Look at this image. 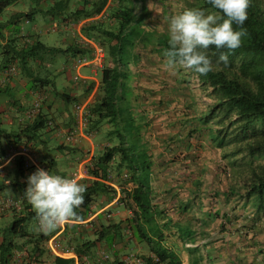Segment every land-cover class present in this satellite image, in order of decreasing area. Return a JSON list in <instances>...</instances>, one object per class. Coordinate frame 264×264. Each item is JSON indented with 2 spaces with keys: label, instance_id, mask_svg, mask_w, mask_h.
I'll list each match as a JSON object with an SVG mask.
<instances>
[{
  "label": "trees",
  "instance_id": "obj_1",
  "mask_svg": "<svg viewBox=\"0 0 264 264\" xmlns=\"http://www.w3.org/2000/svg\"><path fill=\"white\" fill-rule=\"evenodd\" d=\"M17 1L0 0V15ZM157 1L163 7L162 21L158 23L153 21L149 7L150 2ZM48 5L51 14L65 13L67 20L74 23L105 11L106 17L102 21L82 28L105 47V60L99 83L90 82L83 94L88 99L95 91L87 106L84 131L98 136L102 148L88 167L94 180L83 182L87 191L84 203L76 211L85 221L93 212L92 207L107 195L113 196L111 199L119 196L118 201L130 214L125 219L102 224V232L96 234V239L85 238L77 243L73 254L78 256L79 264L87 263L82 261L83 257L95 255L96 243H106L111 251L114 250L116 237L123 239L128 235L146 249L137 253L139 261L131 264H185L165 242L170 236L178 234L185 249V243L196 241L202 229H205L204 237L208 229L209 237L213 236L206 247L219 250L229 246L226 236L231 232L224 221L228 220L229 224L232 221L229 214L218 212L216 207L222 202L228 205L232 198L237 207L239 202L244 201L245 207L252 212L249 217L252 229L260 228V221L264 219V0H250L247 20L243 25L247 36L243 38L241 47L229 55L227 67L220 64L207 75L182 68L176 70L188 91L190 81L197 79L211 103H204L205 108L201 110L194 92L189 91L190 103L185 100L179 102L184 105L180 114L186 117L170 124L174 127L169 128L170 132H155V128L146 122L145 114L151 115L153 108L158 106H146L144 93L159 90L142 83L138 67L144 57L165 63L169 15L190 8L206 12L219 10L214 9L208 0H57ZM233 27L237 28L235 24ZM71 49L82 57L92 54L83 45ZM207 51L216 65L219 51L226 52L227 49L218 51L212 46ZM36 52L35 47L21 51L18 58L26 64ZM21 65L19 63V69ZM65 101L72 104L68 96H65ZM171 102L173 100L162 99L160 104L162 107L165 105L168 111ZM189 110H193L195 116L192 117ZM23 123V128L15 136L16 142L40 146V162L44 169L68 178L45 142L46 133H54L61 126L42 109L36 117ZM203 132H207L211 146L219 150L221 160L226 161L223 166L216 165L218 169L213 178L216 182L211 186L206 179L208 162L198 154V148L194 150L191 142L194 135ZM60 149H63L62 146ZM155 158L159 161L156 165ZM20 163L19 171L25 175L24 169H27L23 161ZM158 169L166 179L163 181L166 193L174 194L172 199L178 202L175 214L155 202L151 177ZM221 173L225 177L224 182L221 180L225 185L223 188L218 180ZM14 186L23 198V210L13 211L14 222L0 243L3 256L6 255L1 258L0 264H46L49 249L45 243L50 237L44 232L28 237L29 249L23 251L20 259L13 260L21 246L16 245L12 235L27 233L26 222L38 226L36 214L24 197L28 181L17 182ZM184 192L187 194L185 198L182 197ZM191 211L194 214L185 221L183 217ZM251 246L257 247L258 243L253 242ZM234 252L230 250V253ZM257 254H264V249H259ZM114 256L113 260L108 257L92 260L89 264H127L120 260L118 253L115 252ZM76 263L74 257L54 256L52 259V264Z\"/></svg>",
  "mask_w": 264,
  "mask_h": 264
},
{
  "label": "crops",
  "instance_id": "obj_2",
  "mask_svg": "<svg viewBox=\"0 0 264 264\" xmlns=\"http://www.w3.org/2000/svg\"><path fill=\"white\" fill-rule=\"evenodd\" d=\"M28 1L33 4L37 3L39 5L38 9L35 10L34 7H30L29 10L26 9ZM55 1L57 0H19L0 15V243L3 241L4 233L8 232L12 222H14L13 211L18 210L15 206H8L6 204L7 200H13L15 204L21 206L20 211L23 210V198L14 184L28 181V177L38 168L44 169V165L40 162L42 158V148L40 146H34L22 141H20L21 143L16 142L15 136L23 128L27 112L33 108L35 101L39 97L44 96L42 101L43 112L47 113L49 118L54 119L59 126L68 130L75 125L74 105L85 100L86 103H89L95 91L92 92L88 99L82 94H84L90 82L95 80L99 82L100 79L99 74L101 72L97 73L91 66L81 65L73 68L74 64L82 57L76 55L71 48L83 45L89 49L86 42L92 43L96 39L93 38V35H88L82 30L84 26L80 22L74 23L67 20L68 17L65 13L51 14L48 11V4ZM80 1L83 2V0ZM15 5H22L23 8H17ZM37 11L42 12L46 16L43 25L34 21L31 30L23 28L24 22H30L35 19ZM52 31L70 35L69 39L63 40V43L67 46L68 54L66 55L67 66H63L62 70L65 72L71 69L70 67L72 66L74 76H61L64 79L58 80L60 79L58 78L59 75L54 78L52 73L48 71L50 63L44 59L45 53L51 52V48H53L52 51L60 48L50 47L41 42V35ZM33 47L37 50L36 54L32 55L26 64H22L21 59L18 58L20 52H26ZM14 63L23 65H21L22 68L19 69L18 74L3 79V70ZM85 80L88 81V84L81 82H85ZM65 96L70 97L72 104L65 101ZM145 116L146 122L156 128L155 124L151 123L147 113ZM45 142L50 147V151H53L51 154L56 157L62 171H66L68 178H73V174L77 173L79 174L77 180L82 184L83 182L94 180L89 175L88 167L93 164V157L102 148L98 136L89 137L81 132L79 141L68 144L58 134V131L57 133L47 132ZM24 145H27L36 153V160L32 168L24 169L25 175H21L19 166L21 165L20 162L23 161V157L20 153L15 152L14 149ZM61 146L63 149H60ZM45 153H43V156ZM154 154H156L155 151ZM154 160L156 165V162L159 161L156 158ZM160 172L161 169H158L151 177L155 202L158 206L169 209L175 214L174 209L178 207V202L176 199H172L174 194L166 193L165 184H163L166 179L162 177ZM113 186L115 185L113 184ZM117 190L119 191L118 188ZM112 197L104 195L92 207L95 216L93 227H88V225L78 222L76 224H65L54 232L47 233L50 238L45 243L49 249L46 264H52L54 256L63 258L74 257L77 261L76 264H79L78 256L73 254L77 243L83 242L85 238L96 239V234L102 232V224L106 222L113 223L116 219H125L130 215L122 207L121 202L118 201L119 196L114 199H111ZM24 225H26L27 233L18 232L12 235L16 245L21 246L20 252L15 253L13 260L20 259L23 251L29 249L27 240L41 232L36 223L26 222ZM204 231L205 229L201 230L202 234L200 235L199 233L197 235L196 241L190 240L186 242L185 249L178 234L170 236L165 244L168 248L174 250L185 264H196L197 261L200 262L199 264H218L221 261L223 262L222 264H240L239 250L235 253V257L230 258L226 257L225 254H220L222 251L225 253L224 251L227 249L225 247L219 249L220 251L214 250L212 246L206 247L212 238L209 237V229L206 231V237H204ZM228 235L226 236V241L228 240ZM23 244L25 246L22 247ZM113 244L114 250L110 251L106 243H96L95 255H91L89 258V255L83 257L82 261H86V264H89L92 260H103L108 257L113 260L116 252L119 254L120 260L126 262L129 255L135 256L140 251L146 250L144 246L137 245L130 235L123 239L116 237ZM241 244L240 247L245 245L244 242H241ZM196 249L198 251L194 252ZM255 257L262 261L261 264H264V254H256ZM241 261L244 264H250V262L245 260Z\"/></svg>",
  "mask_w": 264,
  "mask_h": 264
},
{
  "label": "clouds",
  "instance_id": "obj_3",
  "mask_svg": "<svg viewBox=\"0 0 264 264\" xmlns=\"http://www.w3.org/2000/svg\"><path fill=\"white\" fill-rule=\"evenodd\" d=\"M208 3L219 11L206 12L199 8H190L167 17L169 39L168 48L164 52V68L172 71L173 74L175 70L182 68L207 75L215 66L223 64L227 67L230 63L229 55L241 47L243 38L247 36V29L243 25L247 20L250 0H208ZM234 24L237 28L233 27ZM212 46L218 51L227 49L226 52L219 51L216 65L213 64L207 51ZM70 68L72 69V66ZM101 69L95 71L98 73ZM81 82L88 84L86 80ZM77 104L88 106L86 100L76 103L74 115ZM76 126L77 119L75 125L68 130ZM84 128L85 126L78 131V141L81 132L93 137V134H86ZM68 130L60 127L55 133ZM61 137L66 141L63 136ZM86 191L87 186L75 178H65L38 168L28 177V187L24 197L36 214L39 230L47 234L65 224L82 221L76 209L84 203Z\"/></svg>",
  "mask_w": 264,
  "mask_h": 264
},
{
  "label": "rangeland",
  "instance_id": "obj_4",
  "mask_svg": "<svg viewBox=\"0 0 264 264\" xmlns=\"http://www.w3.org/2000/svg\"><path fill=\"white\" fill-rule=\"evenodd\" d=\"M77 1V0H73ZM17 8L22 7V5H15ZM38 4L31 3L30 1L27 2L26 9L29 10L30 7H34L35 10L38 9ZM149 7L153 13V21L158 23L159 21L161 22L162 18V13H163V7L157 1L156 3L150 2ZM25 8V7H24ZM50 9V6L48 7V10ZM6 12V11H5ZM4 12V13H5ZM36 17L33 21L30 22H24V27L26 30H31L34 21L37 23H40L43 25L44 23V18L46 17L45 14L42 12H36ZM70 35L67 33H58V32H48L43 35H41V42L44 44L50 46V47H56L60 48L57 49L56 51H52L53 48L50 49L51 52H47L44 55V59L50 63L48 71L49 73H52V77H56V75H59L58 80L64 79L61 78V76L67 77V76H74V70L69 69L67 71H63V66H67L66 62V55L68 54L67 52V46L66 44L63 43V40L69 39ZM62 48V49H61ZM66 64V65H65ZM139 69V79L142 81V83L146 84L149 87H153L155 90H159L157 92H149V93H144V98L146 101V106H158L157 108H153L152 114H148L149 118L151 119V123L153 125L155 124L156 128L155 132H161L165 130L166 132H170V127H173L172 124L173 122L178 123L179 118H185L186 115L180 114L181 112V107L183 105V102L181 104L179 103L181 101H186L190 103V96L189 91L194 92V96L198 100L200 106L199 108L201 110H204L205 105L204 103H211V100L207 97V93L203 91L202 87L200 86V83L198 82L197 79H192L190 81V90L188 91L185 87V84L182 83L180 80L179 76L177 75V72L175 70V73L173 74L172 71L166 70L164 68V64H161L158 62V60L155 58H143L141 64L138 67ZM55 75V76H53ZM101 77V73L99 74V78ZM161 90L163 92H161ZM83 95V94H82ZM189 96V97H186ZM162 99L165 100H170L172 104H170V110L167 111V108L165 105L163 107L160 104V101ZM180 104V105H179ZM152 108H150L152 110ZM149 110V109H148ZM189 113L191 116H195L194 111L189 110ZM154 119V121H152ZM174 128V127H173ZM175 130V129H173ZM208 134L207 132H203L202 134H197L194 135L193 139L191 142L193 143V148L196 150L198 148V154H200L205 161L208 162L207 164L209 165V171L207 174V184L209 186L214 184L215 179L214 174L216 172V165L220 164V166L224 164V162L221 160L220 152L219 150L215 149L213 146H211L210 141L207 138ZM176 142V141H175ZM174 145V144H173ZM196 147V149H195ZM224 175L221 173V175L218 176V180L221 182L225 181ZM221 182V183H222ZM222 188L225 186L223 183L221 184ZM182 197L185 198L187 197L186 192L182 193ZM237 202V201H236ZM238 207L235 206V199H231V203L228 205L225 203H218L217 204V210L218 212L222 213H227L229 214V218L231 219V223L229 224L227 221H224V224L228 226V230L231 232L230 235H228V240H227V249H225V253L223 251L220 254H225L226 257L230 256V258L235 257V253L237 252L236 250H239L238 256H239V261L245 260L247 262H250V264H261L262 261L260 259H257V257L254 258V256L258 253L259 249H264V219H262L260 228L254 230L252 229V223H251V218L250 215H252V212L249 211L244 205V201H241L238 203ZM194 213L191 211L189 215L186 217H183L184 220H188ZM224 219V218H223ZM233 232V234H232ZM212 235V232H211ZM217 235L215 236V238ZM213 239V236H212ZM241 242H244L245 245L241 246ZM253 242H257L258 246L253 247L251 246ZM238 243V245H237ZM247 243V244H246ZM220 244L222 242L220 241ZM225 247V248H226ZM223 248V247H222ZM233 249L235 252L232 254L230 253V250ZM216 253V252H215ZM218 254V252H217ZM231 254V255H230ZM6 257L3 256V251L0 249V263H1V258ZM254 258V260H253ZM223 262L221 261L218 264H222ZM241 264V263H240ZM244 264V263H242ZM247 264V263H246Z\"/></svg>",
  "mask_w": 264,
  "mask_h": 264
},
{
  "label": "built area",
  "instance_id": "obj_5",
  "mask_svg": "<svg viewBox=\"0 0 264 264\" xmlns=\"http://www.w3.org/2000/svg\"><path fill=\"white\" fill-rule=\"evenodd\" d=\"M105 12L102 14L88 18L86 20L81 21L80 23L82 25L90 24V23H96L97 21H102L104 19ZM88 44L89 49L92 54H90L89 57H82L80 60H78L73 68H77L81 65L91 66L94 70H98L103 67L104 60H105V47L99 42V41H93L92 43L86 42ZM19 72V66L17 63L11 64L6 69L3 70L2 75L3 79L10 78L13 76H16ZM44 96L39 97L34 103V106L31 110H29L24 118V121H28L30 119H33L36 117V115L40 112L42 107V101ZM86 112H87V106L85 104H77L75 106V115L77 119V126L71 130H68L66 132L60 131L58 132L59 135L63 136L68 143H74L78 141V131L81 130L86 122ZM15 152L20 153V155L23 157V163L25 168L30 169L35 163L36 160V153L28 147L27 145L17 147L14 149ZM79 174L75 173L73 174V178L77 179ZM8 206H15L18 210H21V206L18 204H15L13 200H7L6 203ZM95 216L93 213H91L85 221H82L83 224L88 225V227H92L94 223ZM138 262L137 258L135 256H130L127 258L126 263L131 264L133 262Z\"/></svg>",
  "mask_w": 264,
  "mask_h": 264
}]
</instances>
